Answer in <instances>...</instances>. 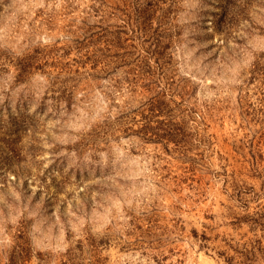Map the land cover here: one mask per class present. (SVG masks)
<instances>
[{"label": "rangeland", "instance_id": "1", "mask_svg": "<svg viewBox=\"0 0 264 264\" xmlns=\"http://www.w3.org/2000/svg\"><path fill=\"white\" fill-rule=\"evenodd\" d=\"M0 264H264V0H0Z\"/></svg>", "mask_w": 264, "mask_h": 264}]
</instances>
